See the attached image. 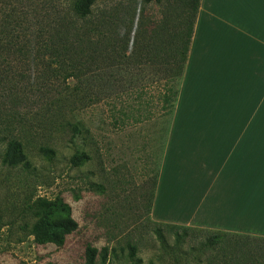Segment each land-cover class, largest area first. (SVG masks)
<instances>
[{"label": "rangeland", "instance_id": "374dc122", "mask_svg": "<svg viewBox=\"0 0 264 264\" xmlns=\"http://www.w3.org/2000/svg\"><path fill=\"white\" fill-rule=\"evenodd\" d=\"M189 1L96 0V10H111L114 20L128 23L131 13L163 65L116 72L128 93L86 107L78 103L65 113L68 101L61 100L53 109L60 110L56 130L26 149L28 169L3 163L0 135V264H264V242L255 235L173 226L151 217L196 17ZM125 37L133 46L136 36ZM43 145L51 152L42 151ZM47 213L55 229L37 237L33 225Z\"/></svg>", "mask_w": 264, "mask_h": 264}, {"label": "crops", "instance_id": "0c3cea01", "mask_svg": "<svg viewBox=\"0 0 264 264\" xmlns=\"http://www.w3.org/2000/svg\"><path fill=\"white\" fill-rule=\"evenodd\" d=\"M151 217L264 236V0H200Z\"/></svg>", "mask_w": 264, "mask_h": 264}, {"label": "trees", "instance_id": "16d2710c", "mask_svg": "<svg viewBox=\"0 0 264 264\" xmlns=\"http://www.w3.org/2000/svg\"><path fill=\"white\" fill-rule=\"evenodd\" d=\"M145 1L159 3L161 0ZM189 2L197 16L200 0ZM38 3L0 0V115L3 116L0 135L5 140L1 158L9 166L22 165L27 169L30 162L26 149L42 143L41 137L56 130L60 110L53 109L61 100L68 101L65 113L69 106L78 103L86 107L104 98L128 93L129 89L120 88L116 72L128 66L125 73L129 75L133 73L131 69L163 65L158 60L161 56L156 45L150 42L151 36H142L131 13L127 23L117 16L120 20H114L111 10L97 11L96 0ZM195 21L196 17L194 25ZM126 34L136 36L133 46L125 39ZM128 49H132L130 53ZM142 77L145 78L143 73ZM70 78L78 82L76 86L69 84ZM178 94L179 90L177 97ZM112 108L114 111V104ZM41 150L51 152L46 145ZM40 203L42 207L44 203ZM51 219V213L41 215L33 225L32 234L51 235L55 229ZM71 222V219L65 221L66 226ZM251 237L264 242V236Z\"/></svg>", "mask_w": 264, "mask_h": 264}]
</instances>
